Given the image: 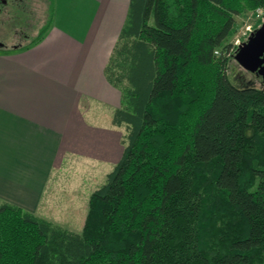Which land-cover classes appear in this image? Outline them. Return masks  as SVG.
Segmentation results:
<instances>
[{
    "label": "trees",
    "instance_id": "16d2710c",
    "mask_svg": "<svg viewBox=\"0 0 264 264\" xmlns=\"http://www.w3.org/2000/svg\"><path fill=\"white\" fill-rule=\"evenodd\" d=\"M258 8L131 0L106 66L123 92L122 157L81 232L4 201L0 264H264V83L232 82L225 52Z\"/></svg>",
    "mask_w": 264,
    "mask_h": 264
},
{
    "label": "crops",
    "instance_id": "0c3cea01",
    "mask_svg": "<svg viewBox=\"0 0 264 264\" xmlns=\"http://www.w3.org/2000/svg\"><path fill=\"white\" fill-rule=\"evenodd\" d=\"M85 2L90 20L58 22L53 14L36 42L0 53V192L46 219L49 184L92 193L124 150V127L114 122L123 92L106 66L131 0Z\"/></svg>",
    "mask_w": 264,
    "mask_h": 264
},
{
    "label": "rangeland",
    "instance_id": "374dc122",
    "mask_svg": "<svg viewBox=\"0 0 264 264\" xmlns=\"http://www.w3.org/2000/svg\"><path fill=\"white\" fill-rule=\"evenodd\" d=\"M8 1L14 4L13 0ZM114 1L118 6L126 3V0ZM83 3H86L85 0H20L19 4L17 3L18 7L11 10L3 8L0 3V53L17 54L16 51L21 49V45L27 46L41 33L52 14L58 22L90 20L92 6H86ZM256 10L237 17V31L230 39L233 46L247 26H251V29L254 30L261 25L257 26L264 17V8L260 16ZM98 16L101 17V13ZM107 20L110 21L111 17L108 16ZM116 24L115 21L110 22L111 36L117 32L114 30ZM229 57L231 59L227 73L232 82L237 85L261 86L263 84L261 75L247 71L238 63L235 52ZM123 127L126 133V128ZM49 186L44 193L41 205L44 210L51 209V219H47L70 230L81 232L88 210V194L91 192L88 189H76L74 187L59 189L56 185H52V188ZM3 190L0 189L2 192ZM2 192H0V205L4 201H8L26 209L17 200L14 199L13 201L10 198L2 197L4 196Z\"/></svg>",
    "mask_w": 264,
    "mask_h": 264
},
{
    "label": "water",
    "instance_id": "95a60500",
    "mask_svg": "<svg viewBox=\"0 0 264 264\" xmlns=\"http://www.w3.org/2000/svg\"><path fill=\"white\" fill-rule=\"evenodd\" d=\"M235 58L247 71L261 75L264 83V21L239 45Z\"/></svg>",
    "mask_w": 264,
    "mask_h": 264
},
{
    "label": "built area",
    "instance_id": "2783aa9c",
    "mask_svg": "<svg viewBox=\"0 0 264 264\" xmlns=\"http://www.w3.org/2000/svg\"><path fill=\"white\" fill-rule=\"evenodd\" d=\"M258 12L260 13V14H258L260 16L261 15V10H259ZM251 31H252L251 26H247L246 29L241 33V35L239 36L237 41L234 43V47L235 48L239 47V45L242 44V41L247 40V38L250 35Z\"/></svg>",
    "mask_w": 264,
    "mask_h": 264
},
{
    "label": "flooded vegetation",
    "instance_id": "af4514ba",
    "mask_svg": "<svg viewBox=\"0 0 264 264\" xmlns=\"http://www.w3.org/2000/svg\"><path fill=\"white\" fill-rule=\"evenodd\" d=\"M14 1V4L11 2L9 3L8 0H0V3L2 5L3 8L7 9V10H11V9H14V8H17L18 7V4L20 2V0H13ZM18 3V4H17ZM15 6V7H14ZM262 20L264 21V17L262 18ZM262 21V22H263ZM254 30H252L251 32H253ZM238 51V50H237ZM236 54V53H235Z\"/></svg>",
    "mask_w": 264,
    "mask_h": 264
},
{
    "label": "bare ground",
    "instance_id": "6f19581e",
    "mask_svg": "<svg viewBox=\"0 0 264 264\" xmlns=\"http://www.w3.org/2000/svg\"><path fill=\"white\" fill-rule=\"evenodd\" d=\"M259 10H261V12H263V8H258L256 11L258 12ZM238 47L235 48L231 43H230V47L225 51L226 55L229 57L230 55H232L234 52L237 53ZM216 53H219L218 50H216ZM236 56V54H235Z\"/></svg>",
    "mask_w": 264,
    "mask_h": 264
}]
</instances>
